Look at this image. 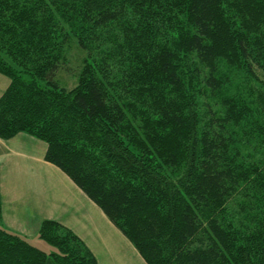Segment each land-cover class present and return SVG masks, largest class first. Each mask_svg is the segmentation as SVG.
<instances>
[{"label":"trees","instance_id":"1","mask_svg":"<svg viewBox=\"0 0 264 264\" xmlns=\"http://www.w3.org/2000/svg\"><path fill=\"white\" fill-rule=\"evenodd\" d=\"M237 68L251 99L206 95ZM0 73V137L47 142L148 264H264V0H0ZM39 234L58 250L0 227V264H98L58 221Z\"/></svg>","mask_w":264,"mask_h":264},{"label":"crops","instance_id":"2","mask_svg":"<svg viewBox=\"0 0 264 264\" xmlns=\"http://www.w3.org/2000/svg\"><path fill=\"white\" fill-rule=\"evenodd\" d=\"M0 73V97L10 85ZM48 144L29 133L0 137V226L26 236L55 220L77 234L98 264H148L132 241L57 165Z\"/></svg>","mask_w":264,"mask_h":264},{"label":"rangeland","instance_id":"3","mask_svg":"<svg viewBox=\"0 0 264 264\" xmlns=\"http://www.w3.org/2000/svg\"><path fill=\"white\" fill-rule=\"evenodd\" d=\"M226 12H229L231 13V15H234V12L229 6L226 7ZM85 58H86V51L83 50L77 44L75 40L69 41L64 51V59H65L66 64L63 66L62 70H60V72L58 73V80L62 86L67 87V88H74L77 85L79 74L85 65ZM229 67L230 66H226V71H228ZM240 72H241V69L237 68L235 72L230 74L229 81L228 80L226 81L225 86H223L221 90H218L215 93H208L206 95H218V100L220 101L222 99H226L227 95L228 96L243 95L246 99H251L250 98L251 95L248 92L249 88L251 86H254L255 83L257 84L260 83L262 80L258 82L253 78H250V80L246 79L244 77L245 74L240 73ZM226 79L227 78H225V80ZM200 98H201V104H199V106L201 107L202 104H205L207 102V99L204 98L203 96H201ZM5 229L11 233L18 234L19 236L27 240L30 244L36 246L37 248L41 250H44L47 253H51L53 251L58 250L57 248L49 244L44 238H42L39 232L38 234H35L34 236L30 237V236L23 235L21 233H17L8 228H5Z\"/></svg>","mask_w":264,"mask_h":264}]
</instances>
